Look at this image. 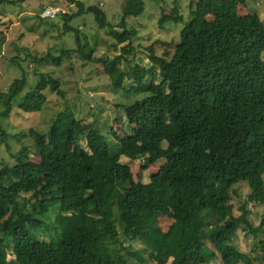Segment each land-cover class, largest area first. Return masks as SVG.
I'll return each instance as SVG.
<instances>
[{"label":"trees","instance_id":"16d2710c","mask_svg":"<svg viewBox=\"0 0 264 264\" xmlns=\"http://www.w3.org/2000/svg\"><path fill=\"white\" fill-rule=\"evenodd\" d=\"M21 1L0 0V5ZM61 1L78 6L77 14H60L64 30L76 33L78 48L35 57V62L61 67L73 53L90 59L95 48L83 44L81 32L69 24L93 14L116 44L130 41L120 55L98 61L113 86L132 81L126 92L137 99L124 110L136 127L120 139L111 130L115 142L110 144L97 125L83 124L66 109L49 128L46 161H32L25 145L12 154L15 162L0 167V264H147L148 259L156 264H255L254 259L264 264V243L260 260L235 244L240 230L254 238L264 233V215L253 226L248 208L249 202L264 204V22L257 12L238 13L239 5L250 0H190L192 19L174 52L158 56L153 44L152 66L132 64L128 72L120 64L134 52L137 30L129 29L127 20L144 13V0H126L119 21L109 20L99 6L86 8L82 0ZM152 1L160 5L161 29L183 21L179 0H173L170 14L164 13L165 0ZM14 64L20 66L17 60ZM34 74L39 80L25 94V70L9 91L0 92V119L11 116L21 94L19 109L25 113L41 112L48 90L65 97L59 78L46 71ZM148 76L161 81L147 84ZM0 136L1 143L8 142L1 122ZM124 156L144 158L143 172L161 159L165 163L145 183L134 179L131 167L121 162ZM241 182H248L251 191L236 216L232 197L238 192L232 188ZM212 185L215 189L206 194ZM24 194L34 199L32 209ZM52 209L57 213L50 224L43 217ZM163 216L175 221L168 231L160 227ZM42 227L48 241L32 234V228ZM135 242L144 248L134 250Z\"/></svg>","mask_w":264,"mask_h":264},{"label":"rangeland","instance_id":"374dc122","mask_svg":"<svg viewBox=\"0 0 264 264\" xmlns=\"http://www.w3.org/2000/svg\"><path fill=\"white\" fill-rule=\"evenodd\" d=\"M190 0H179L184 19L182 22H169L164 29L159 27L161 19L160 5L152 0H144L146 9L143 14L132 17L127 20L129 29L135 28L137 35L132 40L135 50L132 54L127 55L120 64L121 70L128 72L134 64L149 68L152 66L150 60L149 47L154 46V51L158 56H162L166 51L174 52L176 44L180 42V33L185 24L192 19L189 9ZM86 8L89 6H99L106 11L107 18L119 21L120 14L126 3V0H82ZM165 14H170L173 8V0H165ZM43 5H61L65 13L77 14L78 6L63 3L61 0H23L13 4L0 5V92H7L15 80L23 76V71L29 74V82L24 90V94L33 89L39 77L34 74L36 70L48 72L51 76L59 78L62 87L66 92L65 97H60L50 90L46 91L48 100L41 112L25 113L20 108V101L23 97L21 94L17 98L15 109L9 118H1L3 128L9 134L8 142L1 143V154L3 166L5 162L13 164L15 160L13 153L19 151L24 145L30 151V158L36 163L46 161L48 157V131L53 120L63 111L69 109L75 116L90 127L97 125L107 141L111 144L113 136L111 130L115 132L117 138H124L133 133L136 127L128 123L124 106L131 104L137 99V95L128 94L127 87L132 85V81L126 79L123 87L117 88L112 85L110 77L104 70L102 62L106 58H113L122 53L123 47L130 43L116 44V40L111 32L105 29H99L96 25V17L93 14H83L72 21L70 26L81 32V42L86 46L95 48V53L90 59L84 60L79 54H72L66 57L61 67L56 66L53 62L49 64L38 65L35 57L41 58L47 54L54 56L60 55L64 50L78 48L76 33L74 31H65V20L59 15L55 19H43L40 14ZM254 12L259 13L264 22V0H250L248 4H240L238 13L246 16ZM208 19L213 21V16ZM116 21V23H117ZM118 32L123 33V29L117 27ZM165 42L174 46H170ZM171 42V43H170ZM130 46H128L129 48ZM17 60L20 66L14 64ZM133 64V65H132ZM131 65V66H130ZM161 78L152 79L151 76L146 78V83H159ZM80 143L85 147L86 138L83 136ZM114 145H112V150ZM144 158L131 160L124 156L121 162L128 164L136 181L149 182L151 177L157 175L165 159H161L155 164L149 165V168L143 172L142 164ZM215 185L209 186L204 190L207 194L215 189ZM232 204L234 205V214L239 216L242 211L241 207L245 204L248 194L251 191L248 182H241L233 186ZM25 200H31L29 207L34 199L31 194H24ZM250 211L249 220L253 226H259L264 215V204H254L249 202ZM50 215H46V222L54 223L57 211L52 209ZM171 216H163L159 220L160 227L163 231H168L174 224ZM32 234L39 240L50 239L49 235L42 228H32ZM52 231H50L51 233ZM0 237L2 233L0 231ZM264 243V233L257 238L247 236L245 231L240 230L235 244L241 251L249 253L253 258H257L258 249ZM13 240L7 241L9 259H12ZM144 245L140 242L133 243L134 250H142ZM259 258V256H258ZM255 264H261L258 260ZM260 260V258H259ZM147 264H156L148 259ZM192 264V263H189ZM211 264H222L220 261Z\"/></svg>","mask_w":264,"mask_h":264},{"label":"built area","instance_id":"2783aa9c","mask_svg":"<svg viewBox=\"0 0 264 264\" xmlns=\"http://www.w3.org/2000/svg\"><path fill=\"white\" fill-rule=\"evenodd\" d=\"M62 13L65 10L61 6L49 5L42 10L40 16L43 19H55Z\"/></svg>","mask_w":264,"mask_h":264},{"label":"crops","instance_id":"0c3cea01","mask_svg":"<svg viewBox=\"0 0 264 264\" xmlns=\"http://www.w3.org/2000/svg\"><path fill=\"white\" fill-rule=\"evenodd\" d=\"M43 6L45 7V6H49V5H43ZM55 6H61V5H55ZM44 7H43V8H44Z\"/></svg>","mask_w":264,"mask_h":264},{"label":"clouds","instance_id":"9594fccd","mask_svg":"<svg viewBox=\"0 0 264 264\" xmlns=\"http://www.w3.org/2000/svg\"><path fill=\"white\" fill-rule=\"evenodd\" d=\"M47 7V6H46ZM44 9V8H43ZM42 12V11H41Z\"/></svg>","mask_w":264,"mask_h":264}]
</instances>
